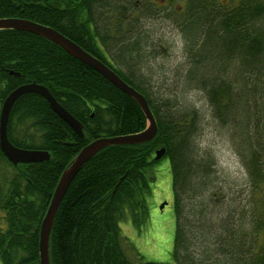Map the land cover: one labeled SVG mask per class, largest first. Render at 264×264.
Listing matches in <instances>:
<instances>
[{"label":"trees","instance_id":"obj_1","mask_svg":"<svg viewBox=\"0 0 264 264\" xmlns=\"http://www.w3.org/2000/svg\"><path fill=\"white\" fill-rule=\"evenodd\" d=\"M176 1L185 9L173 4L163 14L171 11L179 17L189 58L185 82L205 93L216 118L240 126L242 136L234 139L250 182L259 193L257 210L241 233L226 226L224 235L205 224V203L214 201L223 189L212 188L216 176L206 185L208 173L214 175L213 160L196 156L200 113L181 109L176 99L164 103L147 91V80L136 72L139 62L134 61L141 60L138 46L150 47L149 36H142V27L136 25L139 21H133L140 20L135 14L138 11L130 8L135 7L133 1L0 0V19L22 18L54 28L116 70L149 99L158 126L156 137L148 143L107 147L81 169L52 227L51 264H161L144 262L142 257V262L136 258L137 263L132 262L126 248L133 247L123 236L121 221L127 209L137 227L147 221L146 196L153 168L164 158L170 160L173 177L174 261L264 264V0H230L227 5L218 0ZM94 22L100 25L97 32ZM97 35L104 49L99 47ZM118 35L131 38L119 41ZM0 42V115L12 91L36 83L48 88L84 131L81 138L38 94L22 96L11 111V143L21 149L47 151L51 157L15 166L0 148V264H40V229L63 171L89 143L142 132L148 120L135 100L52 41L24 31L0 30ZM114 45L123 61L121 67L108 59L109 47ZM125 64L128 72L123 70ZM237 115L242 122L236 121ZM162 148L165 155L156 160V152ZM196 221L199 226L194 225ZM200 244L201 255L191 252V247L199 252Z\"/></svg>","mask_w":264,"mask_h":264},{"label":"rangeland","instance_id":"obj_2","mask_svg":"<svg viewBox=\"0 0 264 264\" xmlns=\"http://www.w3.org/2000/svg\"><path fill=\"white\" fill-rule=\"evenodd\" d=\"M218 1L226 5L230 2V0ZM137 7H134L138 11L135 14L140 17L141 21L139 19L133 21H139L136 25L138 28L142 27V32H144L142 36L145 33L148 34L150 47L146 50L147 45L144 43L137 47L136 51L141 53V60L138 58L134 62H139L136 72L144 76V79L146 78L147 91L152 98L158 97L164 103L166 99H176L181 109L187 111L197 109L200 113L199 127L195 134L198 149L196 156L213 160L214 175L211 172L208 173L206 185H209L216 176L212 188L218 186L223 189L222 193L219 192L213 197L214 201L205 203L203 220L205 224L208 223L209 227L212 226L211 229H218L224 235L226 232L222 228L226 226L231 228L230 231L244 232L252 214L257 210L259 193L250 182L248 173L242 164V155L235 143L234 138L242 136L241 128L240 126L235 128L233 124L228 125L216 118L205 93L200 89H194L191 86L192 83L185 82L189 69V58L183 35L179 29V17L170 11L165 13L164 17L156 18L155 14L148 13L146 9L141 13ZM167 14H170V17ZM132 34L133 32L130 35ZM130 35L128 37L118 35L117 39L126 41L127 38H131ZM139 39L142 41L143 37ZM112 40L115 41L114 37ZM117 48V45L110 46V57H107L110 62L121 67L123 61L120 56L118 58ZM145 50L146 54H144ZM132 55L136 56V54ZM123 70L128 72V65L125 64ZM235 118L236 121L242 122L239 115ZM153 171L150 194L146 196L149 213L147 221L137 227L128 209L126 217L121 221L123 236L133 247L131 250L126 248V251L134 263H137L136 259L139 263L142 257L144 262L177 264L172 256L175 247L176 214L169 158L158 162ZM8 172L14 173V170L10 169ZM186 212H188L187 209ZM193 223L199 226V222ZM252 238L253 236L250 235L248 245L252 243ZM202 239L201 236L199 243H202ZM190 249L195 254H202L201 244L199 252L195 250V247Z\"/></svg>","mask_w":264,"mask_h":264},{"label":"water","instance_id":"obj_3","mask_svg":"<svg viewBox=\"0 0 264 264\" xmlns=\"http://www.w3.org/2000/svg\"><path fill=\"white\" fill-rule=\"evenodd\" d=\"M0 30L25 31L52 41L68 54L100 73L116 88L133 98L140 105L148 119V127L143 132L128 136L104 137L89 143L75 156L71 164L64 170L51 197V201L40 230V264H51L50 238L52 227L62 201L81 169L97 153L107 147L116 145H139L149 142L157 134L158 126L146 98L140 92L125 82L115 71L109 68L100 59L84 50L81 46L56 29L28 19L9 18L0 19ZM15 75L19 76V74ZM26 94H38L44 97L49 102L55 113L61 119H63L81 138L84 137L82 124L56 101L48 88L36 83L20 86L12 91L6 98L3 103L0 115L1 151L15 166L19 164L39 163L50 158V153L47 151L21 149L14 146L9 140L8 124L11 111L15 103ZM164 154L165 149L157 151L155 159L160 160Z\"/></svg>","mask_w":264,"mask_h":264},{"label":"flooded vegetation","instance_id":"obj_4","mask_svg":"<svg viewBox=\"0 0 264 264\" xmlns=\"http://www.w3.org/2000/svg\"><path fill=\"white\" fill-rule=\"evenodd\" d=\"M134 1L133 3H135V7L141 8V13H143L145 11V9L147 10L148 13L150 14H155L157 17L158 16H163V10L165 11V7H170L174 4V6L180 7L182 10L185 9L182 5H179L177 3L176 0H131ZM112 4L114 5V1L112 2ZM131 9H133L134 7L130 6ZM177 13H180V11H178ZM130 16L133 15V13H129ZM98 28V30L100 29V25L96 26L95 22L93 23V29L96 31V29ZM97 32V31H96ZM97 41L99 42V47L101 49H104V45L101 43L99 36L97 35ZM106 52V51H105Z\"/></svg>","mask_w":264,"mask_h":264},{"label":"bare ground","instance_id":"obj_5","mask_svg":"<svg viewBox=\"0 0 264 264\" xmlns=\"http://www.w3.org/2000/svg\"><path fill=\"white\" fill-rule=\"evenodd\" d=\"M33 1V0H32ZM50 1V0H49ZM232 2V1H231ZM85 4V3H84ZM87 5V4H86ZM92 6V5H91ZM93 8V7H92ZM245 9V8H244ZM264 9V8H263ZM260 10V9H259ZM164 11V10H163ZM190 11V10H189ZM166 12V11H165ZM209 12V11H208ZM62 15V14H61ZM19 16V15H18ZM193 16V15H192ZM57 18V17H56ZM53 19V18H52ZM38 21V20H37ZM40 21V20H39ZM52 21V20H51ZM90 21V20H89ZM199 21V20H198ZM59 22V21H58ZM74 22V21H73ZM217 22V21H216ZM194 26V25H193ZM197 26V25H196ZM72 28V27H71ZM227 28V27H226ZM79 29V28H78ZM11 31V30H10ZM86 31V30H85ZM189 31V30H188ZM25 32V31H24ZM83 32V31H82ZM81 32V33H82ZM29 33V32H28ZM146 35V34H145ZM220 35V34H219ZM74 36V35H73ZM90 39H91V37H90ZM1 43V42H0ZM153 43V42H152ZM4 44V43H3ZM135 44V43H134ZM133 44V45H134ZM136 45V44H135ZM139 47V46H138ZM137 50V49H136ZM139 50V49H138ZM128 52V51H127ZM141 52V51H140ZM138 53V52H137ZM3 55V54H2ZM130 58V57H129ZM67 60V59H66ZM149 60V59H148ZM12 61V60H11ZM79 61V60H78ZM38 66V65H37ZM110 66V65H109ZM112 68V67H111ZM115 69V68H114ZM116 71V70H115ZM98 73V72H97ZM35 74V73H34ZM131 74V73H130ZM140 74V73H139ZM132 75V74H131ZM3 79V78H2ZM129 80V79H128ZM104 82V81H103ZM130 85V84H129ZM131 86V85H130ZM10 87V86H9ZM133 87V86H132ZM103 88V87H102ZM134 88V87H133ZM135 89V88H134ZM141 89V88H140ZM113 90V89H112ZM116 90V89H115ZM115 90H114V92H115ZM135 90H137V89H135ZM138 91V90H137ZM95 92V91H94ZM123 92V91H122ZM139 92V91H138ZM144 92V91H143ZM141 93V92H140ZM4 94V93H3ZM7 94V93H6ZM101 94V93H100ZM142 94V93H141ZM8 95V94H7ZM145 98H146V96L144 95V94H142ZM102 96V95H101ZM130 97V96H129ZM2 98V97H1ZM133 99V98H132ZM134 100V99H133ZM146 100H147V98H146ZM149 100V99H148ZM148 100H147V102H148ZM148 104H149V102H148ZM139 105V104H138ZM140 106V105H139ZM149 107H150V105H149ZM141 108V107H140ZM142 109V108H141ZM150 109H151V107H150ZM143 111V110H142ZM152 111V110H151ZM166 112V111H165ZM144 113V112H143ZM153 113V112H152ZM156 114V113H155ZM80 115V114H79ZM145 115V114H144ZM82 116V115H81ZM153 116H154V114H153ZM145 117H146V115H145ZM147 118V117H146ZM154 118H155V116H154ZM148 120V119H147ZM155 120H156V118H155ZM214 120V119H213ZM92 121V120H91ZM102 122V121H101ZM117 123V122H116ZM83 127V126H82ZM147 129V128H146ZM145 129V130H146ZM83 130V129H82ZM144 130V131H145ZM112 131V130H111ZM143 132V131H142ZM83 133H84V131H83ZM138 133H140V132H138ZM158 133V132H157ZM134 134H136V133H134ZM134 134H128V135H134ZM128 135H124V136H128ZM157 135V134H156ZM156 135H155V137H156ZM102 138V137H101ZM100 139V138H99ZM154 139V138H153ZM97 140V139H96ZM152 140V139H151ZM150 140V141H151ZM95 141V140H94ZM79 143V142H78ZM148 143V142H147ZM145 144V143H144ZM58 145V144H57ZM63 147V146H62ZM1 148V147H0ZM54 148V147H53ZM66 148V147H65ZM163 149V148H162ZM159 151V150H158ZM122 154V153H121ZM51 157V156H50ZM50 159V158H49ZM49 159H46V160H44V161H47V160H49ZM44 161H42V162H44ZM73 161V160H72ZM71 161V162H72ZM217 161V160H216ZM40 163V162H39ZM88 163V162H87ZM86 163V164H87ZM30 164V163H29ZM71 164V163H70ZM69 164V165H70ZM181 165V164H180ZM182 168V167H181ZM90 170V169H89ZM85 171V170H84ZM64 172V171H63ZM82 172V171H81ZM90 173V172H89ZM85 174V173H84ZM84 176V175H83ZM199 193V192H198ZM48 210V209H47ZM47 213V212H46ZM45 217V216H44ZM254 225V224H253ZM41 230V229H40ZM224 243V242H223Z\"/></svg>","mask_w":264,"mask_h":264}]
</instances>
